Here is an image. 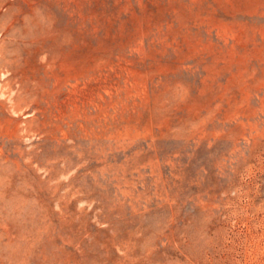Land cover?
I'll use <instances>...</instances> for the list:
<instances>
[{
    "label": "rangeland",
    "instance_id": "374dc122",
    "mask_svg": "<svg viewBox=\"0 0 264 264\" xmlns=\"http://www.w3.org/2000/svg\"><path fill=\"white\" fill-rule=\"evenodd\" d=\"M0 264H264V0H0Z\"/></svg>",
    "mask_w": 264,
    "mask_h": 264
}]
</instances>
